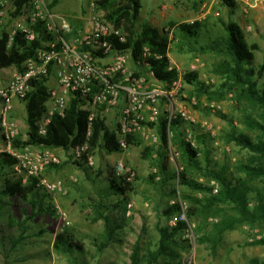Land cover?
<instances>
[{
    "label": "rangeland",
    "instance_id": "374dc122",
    "mask_svg": "<svg viewBox=\"0 0 264 264\" xmlns=\"http://www.w3.org/2000/svg\"><path fill=\"white\" fill-rule=\"evenodd\" d=\"M251 1L250 4L264 3V0ZM141 2L137 27L141 29L149 22L162 31H170L171 64L180 73L196 72L199 75L194 84L183 79L178 91L193 117L185 120L188 126L194 127V130L190 126L186 129L187 137L198 149L204 168L199 170L191 166L189 174L213 187V193L179 184L176 175L186 164L172 140L165 145L161 138L155 144L140 138L126 151L108 153L98 149L92 167L85 163L79 165L68 153L63 155L57 150L54 151L61 162H46L44 146L15 148L20 156L29 154L41 177L52 185L41 184V194L37 197V200L49 204L51 210L40 212L38 202L32 208L18 197L4 194L6 179L22 178L25 183L29 177L15 167L0 173V229L8 236H16L20 231L24 236L16 248L9 249L10 243L7 244L9 255L6 258L4 251L0 253V264L6 261L8 264H149L159 248V229L174 226L181 221L182 215H185L188 228L177 234L179 243L172 246L173 256L162 255L151 264H264V218L244 220L233 202L219 200L211 205L208 201L221 190V184L209 173L212 168L250 189L247 193L250 209H254L258 194L264 196V180L241 168L243 163L253 162L256 155L235 141L226 140V134L236 131L246 133L256 142L264 141L261 131L252 130L244 123L248 115L262 121V110L240 102L236 93L222 88L225 78L217 70L228 58L226 53L202 48L213 45V41L225 35L223 22L236 21L243 28L241 10L224 0ZM43 9L67 17L75 31L91 28L95 18L104 17V10L98 7L97 0H59L57 4L54 0H43ZM13 10L11 3L5 7L6 16L0 24V31L12 33L29 26L32 7L17 17L12 16ZM242 11L244 16V9ZM197 20L202 22L198 38H186L179 33L175 36L170 28L171 22ZM243 32L249 39L250 35ZM263 63L264 50H256L254 66L260 68ZM193 64L196 69L191 71ZM16 72L15 67L0 68V88ZM263 85L264 74L260 78V87ZM9 116L14 124L15 138L24 141L27 122L23 108L21 116H13L12 111ZM115 121L110 120L109 125L115 127ZM201 133L208 135L206 144L195 139ZM147 147L153 150L145 156ZM0 149H7L1 124ZM120 163L125 170L135 172L125 194L118 187H112V181H120L115 172ZM175 204L180 205V210L169 213ZM192 210L198 212L188 218L187 213ZM234 218L241 222L227 229L219 239L216 225ZM65 229L79 244V249L71 256L54 246L57 234Z\"/></svg>",
    "mask_w": 264,
    "mask_h": 264
},
{
    "label": "trees",
    "instance_id": "16d2710c",
    "mask_svg": "<svg viewBox=\"0 0 264 264\" xmlns=\"http://www.w3.org/2000/svg\"><path fill=\"white\" fill-rule=\"evenodd\" d=\"M230 6H235V0H224ZM59 0H54L57 4ZM30 0H14L13 17H17L23 13L25 8L29 6ZM97 5L104 10V18L106 21L120 27L127 34L126 42H119L115 39L114 44L117 49L131 50L134 57H140L143 49L148 47L150 56L147 63L155 73L156 77L161 81L172 82L179 77L176 68H170L171 61L169 57L171 37L170 31H162L151 23L146 22L141 29L137 27V21L140 16L142 2L141 0H97ZM225 35L219 37L218 41H213V45H204L203 49H212L225 52L227 57L221 63V68L217 71L222 73L225 82L222 85L226 91L236 93L240 102H246L247 105L257 107L262 110L261 120L255 119L252 115H248L244 122L246 126L252 130L257 129L264 134V85L260 87V78L264 74V63L260 68L254 66L255 51L259 50L258 43H249L241 26L234 21L223 22ZM170 28L177 33L182 34L186 38H198L201 28V21H193L191 23L171 22ZM32 31L35 37L32 40L25 38V32L17 31L10 41V33L6 30L0 31V68L15 67L18 72L25 70L26 61L35 57L38 49L45 46L46 43L52 42L55 35L46 29L45 23L38 19L32 25ZM221 44V46L219 45ZM219 45L220 47H218ZM55 72L54 66H50V75ZM198 73L190 72L184 75V81L190 84L197 83ZM49 78H35L31 81L32 89L28 96L23 100L26 105V122H27V139L22 141L15 138L13 147L16 149L26 148L28 146H44L49 148H74L88 140L89 131V112L82 108L86 103L78 95L71 97L65 115L55 114L48 125L46 135L38 133V121L46 108V102L50 98ZM158 134L165 145L169 143V130L172 133V143L177 145L182 159L186 166L176 176L179 184L189 187L193 190H202L213 193L214 188L191 177L188 168L193 166L199 170H203L201 160L199 159V151L195 145L187 137L186 129L188 126L181 117L174 118L169 123L166 115L163 113L158 123L150 124ZM194 130V127L190 126ZM208 135L198 134L195 139L198 143L206 144ZM227 141H235L242 147L253 152L255 160L250 163H243L241 168L251 176L260 177L264 180V141H254L246 133H238L236 131L226 134ZM138 141L135 137H130L129 142L134 144ZM90 147L93 153L97 148L105 150L108 153L121 151L118 143L117 129H110L101 117H97L93 121L92 133L90 136ZM153 150L151 147L145 149V156ZM19 163V158L8 153L0 154V173L7 168H14ZM79 165L82 163L77 161ZM209 173L221 184L219 195L211 197L209 203L215 204L216 201L233 202L239 209L244 220L264 218V196L257 195L255 198V207L250 209L247 193L249 188L241 184L239 180L233 181L224 175V172L217 169H209ZM156 177V175L154 174ZM153 176V177H154ZM120 181H112V187H118L122 194H125L131 187V182L126 180V176H116ZM5 189L3 193L13 197H18L20 201L31 205L35 208L37 202L40 204V212L50 211L51 206L44 204L43 201L37 200L41 194V183L36 177H29L24 183L22 178L18 180L6 179ZM45 194H43L44 196ZM127 200V199H126ZM27 209L24 208V211ZM180 210V205L175 204L171 207L169 213ZM198 211H190L187 213L191 218ZM101 216L100 218H102ZM239 221L232 219L231 221H221L216 225L219 233V239L222 234ZM188 228L186 220L178 221L174 226L161 227L160 242L158 251L152 255L149 264L156 262L162 255L173 256L172 246L178 244L177 234ZM23 233L20 231L16 236H8L0 229V253L5 252L7 258L9 249L16 248L23 240ZM262 242V241H260ZM10 243L9 249L7 244ZM55 248L68 255H73L74 251L79 249L78 241L69 230L65 229L58 233L54 243ZM8 250V251H6ZM5 264H8L7 261Z\"/></svg>",
    "mask_w": 264,
    "mask_h": 264
},
{
    "label": "built area",
    "instance_id": "2783aa9c",
    "mask_svg": "<svg viewBox=\"0 0 264 264\" xmlns=\"http://www.w3.org/2000/svg\"><path fill=\"white\" fill-rule=\"evenodd\" d=\"M13 1L0 0V24L6 16L5 7L10 3L13 6ZM28 7L33 9L29 26H24L20 30L26 33L25 38L34 39L32 25L41 19L46 29L55 35V39L38 49L35 57L26 61L25 70L17 71L13 78L0 88V124L7 146V149H0V154L7 151L17 156L19 163L15 168L24 175L36 177L41 184L52 187L41 177L29 154L20 156L15 152L13 147L15 129L9 116L15 101L24 100L28 96L33 79L51 77L50 66H54L53 75L57 84L50 87V98L46 102L49 106L45 108L37 123L38 133L46 135L53 116L55 114L64 116L71 97L78 95L86 101L82 108L89 112L88 140L74 148L61 149L76 161L88 166L92 167L95 164V153L91 150L89 140L93 121L97 117H101L110 129H117L121 151H126L130 147V137L141 138L153 144L158 143L160 135L150 124L158 123L163 113L169 123L176 117L186 121L193 118L178 91L185 73L179 72L178 79L172 82L158 79L147 63L150 56L148 47L143 49L138 58L134 57L131 50L115 47V39L121 43L127 41V34L122 28L100 16L91 22V28L75 31L67 17L43 9V0H30L25 10ZM251 30L249 27L248 31ZM9 33L12 41L17 30ZM170 68L175 67L171 64ZM195 69L196 65H191V71ZM115 109L116 111L119 109V112L114 115ZM112 119L116 120L115 127L109 125ZM168 130L170 142L172 136L170 127ZM189 137H192L191 132ZM215 143L219 144L218 141ZM54 150L45 148L46 162H61ZM115 172L116 176H126L128 182L134 180L135 172L132 169L125 170L123 163L116 167ZM159 178L158 176L157 179ZM181 220H185V215H182Z\"/></svg>",
    "mask_w": 264,
    "mask_h": 264
},
{
    "label": "crops",
    "instance_id": "0c3cea01",
    "mask_svg": "<svg viewBox=\"0 0 264 264\" xmlns=\"http://www.w3.org/2000/svg\"><path fill=\"white\" fill-rule=\"evenodd\" d=\"M235 3L236 4L234 7H239L241 10L242 26H243V28L242 27L241 28L246 32V34L250 35L249 36L250 40L247 39V41L248 42L250 41L249 43H258V45L260 47L259 49L264 50V3H262L261 5H257L256 2L250 4L249 0H235ZM243 9L245 11L244 16L242 14ZM233 16H234V10H233ZM234 22H236V21H234ZM249 27L252 28L251 31H248ZM245 37H246V35H245ZM48 84H49V87L55 86L57 84L54 75H51V77L49 78ZM47 106H49V105L46 104V107ZM22 108L24 110V115H25V119H26V116H27L26 105H25V102L23 100H16L15 101L14 108L12 110L13 116H18V115L21 116ZM117 112L118 111H116L113 114L115 115V114H117ZM27 129H28V126H27ZM23 139L26 140L27 135ZM52 149H55L59 153H63V155H64L65 151L63 149H61V148H52Z\"/></svg>",
    "mask_w": 264,
    "mask_h": 264
}]
</instances>
